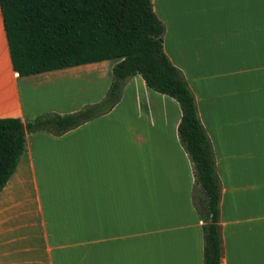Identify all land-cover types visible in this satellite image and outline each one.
<instances>
[{"label": "crops", "instance_id": "obj_1", "mask_svg": "<svg viewBox=\"0 0 264 264\" xmlns=\"http://www.w3.org/2000/svg\"><path fill=\"white\" fill-rule=\"evenodd\" d=\"M151 1L164 51L186 75L213 146L221 264H264V0ZM220 43L227 65L213 69ZM115 64L20 77L0 10V118L98 103ZM180 118L177 102L136 76L111 112L60 137L27 135L0 192V264H203Z\"/></svg>", "mask_w": 264, "mask_h": 264}, {"label": "trees", "instance_id": "obj_2", "mask_svg": "<svg viewBox=\"0 0 264 264\" xmlns=\"http://www.w3.org/2000/svg\"><path fill=\"white\" fill-rule=\"evenodd\" d=\"M13 71L20 77L107 60L116 62L104 99L70 114L33 119L0 118V192L26 150L27 135L60 137L113 110L126 82L141 77L147 88L173 99L181 118L178 139L192 167L201 199L193 206L202 222L203 264H221L220 202L211 140L195 95L164 51L165 25L151 0H0Z\"/></svg>", "mask_w": 264, "mask_h": 264}, {"label": "rangeland", "instance_id": "obj_3", "mask_svg": "<svg viewBox=\"0 0 264 264\" xmlns=\"http://www.w3.org/2000/svg\"><path fill=\"white\" fill-rule=\"evenodd\" d=\"M220 44H223L221 46L223 47H213L212 48V53H213V57H211V59L213 60L210 64H208L207 66H210V68H213L215 69V67L218 65L220 68H223V66L226 67V61L224 60L223 62V59H224V56L227 55V47H226V44L225 43H220ZM206 50H208L206 48ZM207 54V53H206ZM208 55V54H207ZM210 56V55H208ZM224 63V64H223ZM196 65V66H195ZM190 66H194V69L196 70V68L198 67L199 69L201 68V64H194V65H190ZM182 72V71H181ZM183 73V72H182ZM184 74V73H183ZM186 80H187V77L186 75H184ZM188 82V80H187ZM200 84H203V82H199ZM189 84V82H188ZM240 114V113H238ZM192 198H193V201L198 204L200 199H201V195H200V190L197 186H195L193 188V194H192Z\"/></svg>", "mask_w": 264, "mask_h": 264}]
</instances>
